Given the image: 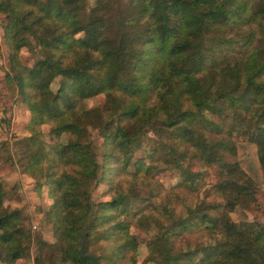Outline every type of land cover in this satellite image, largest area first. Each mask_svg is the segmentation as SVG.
Masks as SVG:
<instances>
[{
    "label": "trees",
    "instance_id": "trees-1",
    "mask_svg": "<svg viewBox=\"0 0 264 264\" xmlns=\"http://www.w3.org/2000/svg\"><path fill=\"white\" fill-rule=\"evenodd\" d=\"M87 1L0 0L6 82L29 112L12 155L51 199L34 264H91L83 231L98 264H264V223L231 218L260 192L237 138L264 172V0ZM6 194L0 180V263L17 264L32 234ZM133 229L151 235L141 259Z\"/></svg>",
    "mask_w": 264,
    "mask_h": 264
},
{
    "label": "rangeland",
    "instance_id": "rangeland-1",
    "mask_svg": "<svg viewBox=\"0 0 264 264\" xmlns=\"http://www.w3.org/2000/svg\"><path fill=\"white\" fill-rule=\"evenodd\" d=\"M93 0H88L91 5ZM122 1L117 0L113 3L114 14L122 8ZM5 17L0 13V180L4 182L6 189L5 206L9 208H21L28 216L27 225L32 234L31 255L27 259L18 260L17 264H34L35 246L34 240L39 237L45 241L52 242L55 239L54 230L48 219L43 217L42 210L46 205L51 203L47 197L46 187L39 188L36 181L24 173L22 167L16 162L12 155L13 140L15 135L23 136L27 134L25 124L29 118V112L26 107L17 105L14 100L17 97L15 90L8 86L5 73L8 68V51L3 41V24ZM22 57L27 63H31L34 58L33 54L25 50L22 51ZM56 82L52 84L55 88ZM99 102L101 99H99ZM95 103L94 99H88L87 104ZM65 135L62 136L64 140ZM96 141L99 138L96 137ZM237 158L242 168L256 181L260 190L258 195V206L255 209L235 212L231 214L233 221L256 220L264 223V172L258 162L256 147L248 142L245 138H237ZM196 168V167H194ZM212 177L208 178L209 183L216 176V169H211ZM162 181L165 185H172L176 181V175L171 170L162 172ZM106 185H99L92 191L94 200L105 199L102 195L106 191ZM142 196L146 195V189L141 187L139 190ZM173 191H162L157 197L153 198L156 203L163 202L166 196H172ZM212 199V198H209ZM177 211H182L181 201L175 204ZM141 240V246L138 256L141 259L145 254V243L150 238V234L139 229H133ZM1 264V263H0ZM146 264H154L148 262Z\"/></svg>",
    "mask_w": 264,
    "mask_h": 264
},
{
    "label": "water",
    "instance_id": "water-1",
    "mask_svg": "<svg viewBox=\"0 0 264 264\" xmlns=\"http://www.w3.org/2000/svg\"><path fill=\"white\" fill-rule=\"evenodd\" d=\"M85 250H86V235L85 232L83 231L81 245L77 253L80 257L88 258L91 261V264H98L96 256L93 253H85Z\"/></svg>",
    "mask_w": 264,
    "mask_h": 264
}]
</instances>
